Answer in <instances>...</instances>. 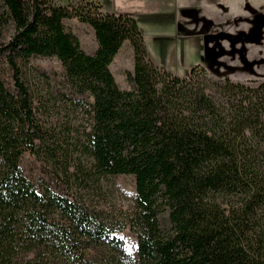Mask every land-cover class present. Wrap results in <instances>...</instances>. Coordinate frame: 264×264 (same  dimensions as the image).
<instances>
[{"label": "trees", "instance_id": "trees-1", "mask_svg": "<svg viewBox=\"0 0 264 264\" xmlns=\"http://www.w3.org/2000/svg\"><path fill=\"white\" fill-rule=\"evenodd\" d=\"M1 2L0 264H264V81L174 75L150 59L139 20L98 2ZM73 17L92 27L94 54L66 31ZM126 41L123 90L109 66ZM38 57L62 74L32 69ZM26 153L41 164L34 177ZM117 176L135 184L122 223L73 193ZM124 223L133 250L114 234Z\"/></svg>", "mask_w": 264, "mask_h": 264}, {"label": "rangeland", "instance_id": "rangeland-1", "mask_svg": "<svg viewBox=\"0 0 264 264\" xmlns=\"http://www.w3.org/2000/svg\"><path fill=\"white\" fill-rule=\"evenodd\" d=\"M88 1L96 2L55 0L56 4L64 7H78ZM100 1L107 10L113 2ZM232 6L233 0H193L191 10L164 12L149 16L146 22H139L150 59L155 65L174 75L183 76L191 68L200 67L204 69V76L211 81L219 82L230 78L241 83L263 82L264 18L253 23L248 15H234ZM250 7L252 8V4L249 0H241L242 10L245 8L249 11ZM4 10L0 0V14ZM64 26L67 32L78 38L83 51L91 55L96 52L98 44L89 24L73 17L64 20ZM12 34L13 27H7L4 41H9ZM29 66L46 73L51 80L63 72L61 63L55 57L33 58ZM109 69L121 89H130L128 74L134 70V51L129 41L123 44ZM0 77L7 81L11 79L3 58H0ZM53 116L57 117V113ZM58 128L60 126L55 130L56 133H59ZM40 166L36 157L30 153H26L22 159L23 170L30 176H36ZM57 183L63 187V181L59 178ZM83 184L82 182L81 186L75 187V192L73 191L75 194L79 193L81 203L94 215L111 217L122 223L126 213L133 206L134 179L130 176L107 178L89 191L84 190ZM124 225L125 223L118 225L114 234L125 240L129 250H133L136 245L135 235Z\"/></svg>", "mask_w": 264, "mask_h": 264}, {"label": "crops", "instance_id": "crops-1", "mask_svg": "<svg viewBox=\"0 0 264 264\" xmlns=\"http://www.w3.org/2000/svg\"><path fill=\"white\" fill-rule=\"evenodd\" d=\"M98 2L103 10L108 13L114 14H127L140 22H146L149 20V16L151 15H160L164 12H170L175 10H191L193 8V0H113L110 4V9L107 10L104 8V5L100 0H95ZM252 4V8L250 10H242L240 8L241 0H233V12L234 15H248L252 19V22L264 18V0H249ZM207 8V7H205ZM263 14V15H262ZM255 17L257 18L255 20ZM256 31H261L256 29Z\"/></svg>", "mask_w": 264, "mask_h": 264}]
</instances>
